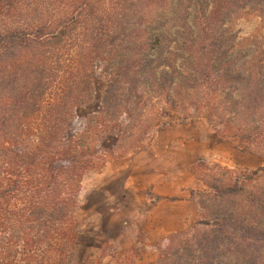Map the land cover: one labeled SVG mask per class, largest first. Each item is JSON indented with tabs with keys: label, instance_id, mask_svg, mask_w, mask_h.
Masks as SVG:
<instances>
[{
	"label": "trees",
	"instance_id": "16d2710c",
	"mask_svg": "<svg viewBox=\"0 0 264 264\" xmlns=\"http://www.w3.org/2000/svg\"><path fill=\"white\" fill-rule=\"evenodd\" d=\"M247 2L0 0V264H69L83 176L143 148L163 111L208 114L219 138L264 151V95L244 93L264 65L246 69L226 26ZM96 60L101 108L81 122ZM195 173L216 223L168 236L154 264H264V167Z\"/></svg>",
	"mask_w": 264,
	"mask_h": 264
},
{
	"label": "rangeland",
	"instance_id": "374dc122",
	"mask_svg": "<svg viewBox=\"0 0 264 264\" xmlns=\"http://www.w3.org/2000/svg\"><path fill=\"white\" fill-rule=\"evenodd\" d=\"M226 26L236 33L246 69L264 65V0H248ZM252 81L244 93L260 100L264 88ZM93 83V100L79 109L81 122L101 108L106 74L100 60L94 64ZM217 125L194 109L184 119L163 111L143 148L109 152L101 170L86 173L75 208L81 239L68 254L69 264H154L168 236L215 224L198 209L197 193L204 186L196 177L197 160L246 170L264 167V151H245L237 142L219 138ZM113 143L107 138L104 149L110 151Z\"/></svg>",
	"mask_w": 264,
	"mask_h": 264
},
{
	"label": "crops",
	"instance_id": "0c3cea01",
	"mask_svg": "<svg viewBox=\"0 0 264 264\" xmlns=\"http://www.w3.org/2000/svg\"><path fill=\"white\" fill-rule=\"evenodd\" d=\"M193 202V201H192Z\"/></svg>",
	"mask_w": 264,
	"mask_h": 264
}]
</instances>
